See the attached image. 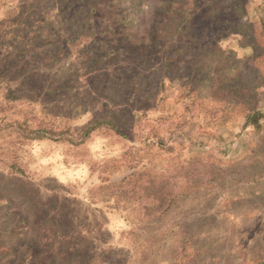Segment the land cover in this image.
<instances>
[{
    "label": "rangeland",
    "instance_id": "obj_1",
    "mask_svg": "<svg viewBox=\"0 0 264 264\" xmlns=\"http://www.w3.org/2000/svg\"><path fill=\"white\" fill-rule=\"evenodd\" d=\"M0 264H264V0H0Z\"/></svg>",
    "mask_w": 264,
    "mask_h": 264
},
{
    "label": "trees",
    "instance_id": "obj_2",
    "mask_svg": "<svg viewBox=\"0 0 264 264\" xmlns=\"http://www.w3.org/2000/svg\"><path fill=\"white\" fill-rule=\"evenodd\" d=\"M22 96H25V95H22ZM260 119V112H259V110H254V111H252L251 113H249L247 116H246V120H245V122H244V127H246L247 126V124L248 123H250V122H254V123H257L258 122V120ZM104 124H105V122L104 121H95L93 124H91L89 127H87V129L85 130V132H84V136H87L88 134H90L91 132H93V131H95V130H97L98 128H101V127H103L104 126ZM136 176V175H135ZM130 179H132V176L129 178V180H127V181H125V183H121V187H124V186H126V185H129L130 183H132V180H130ZM156 189V188H155ZM132 190V189H131ZM130 192H132V191H130ZM130 192H127V193H123L124 195L125 194H130ZM155 202H154V204H155V207H157V208H159V207H162V204L160 203V202H162L161 201V193H160V191L159 190H155Z\"/></svg>",
    "mask_w": 264,
    "mask_h": 264
}]
</instances>
